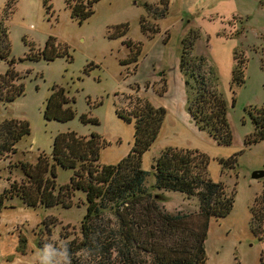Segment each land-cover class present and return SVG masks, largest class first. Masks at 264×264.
<instances>
[{
    "label": "rangeland",
    "instance_id": "rangeland-1",
    "mask_svg": "<svg viewBox=\"0 0 264 264\" xmlns=\"http://www.w3.org/2000/svg\"><path fill=\"white\" fill-rule=\"evenodd\" d=\"M73 1L50 0L46 5L44 0H0V37L6 29L10 44L9 49L0 45V74L14 69L25 89L12 102L0 100V124L25 121L31 130L17 144L15 155L0 158V193L25 179L18 164H36L40 155L51 159L60 134L102 138L107 144L101 150L102 165L127 158L135 143V123L121 119L118 110L139 89L142 98L167 113L159 138L143 157V169L149 173L146 187L156 193L153 166L165 149L207 155L211 179L236 193L232 213L209 221L207 264H260L264 240L251 230V207L256 197L264 198V178L252 175L264 171V141L247 140L255 131L250 110L264 108V0H100L94 14L82 22L72 17L68 4ZM166 2L163 18L148 16L146 4L164 9ZM144 18L159 31L144 32ZM50 38L66 46L68 54L53 61L32 60ZM186 38L194 42L193 55L206 58L214 84L227 101L231 146L218 145L190 115V94L180 69ZM130 41L140 49L137 65L126 64ZM237 56L246 61V82L233 90ZM55 87L64 88L71 99L73 120L45 118ZM83 116L90 121L84 122ZM232 157H237L236 166L224 168L221 161ZM56 174L60 188L70 184L74 170L57 166ZM160 194V205L169 213L198 212L196 198L172 191ZM72 205L32 208L18 198L8 201L0 208V264H48L46 245L52 253L81 235L86 195L77 191Z\"/></svg>",
    "mask_w": 264,
    "mask_h": 264
},
{
    "label": "trees",
    "instance_id": "trees-1",
    "mask_svg": "<svg viewBox=\"0 0 264 264\" xmlns=\"http://www.w3.org/2000/svg\"><path fill=\"white\" fill-rule=\"evenodd\" d=\"M48 5L50 0H44ZM100 0H75L70 2L72 17L85 21L94 14ZM148 16L163 18L165 8L146 4ZM144 32L155 34L159 28L142 19ZM126 33L128 26H122ZM131 55L127 65L138 63L139 47L127 42ZM0 45L9 49L7 30L1 31ZM194 42L183 40L180 69L189 91V112L196 126L206 130L220 146H231L233 133L228 117V104L214 84L212 70L204 56L193 55ZM7 51V50H6ZM68 54L55 38H50L42 52L31 59L44 57L53 61ZM246 61L236 57L232 88L245 85ZM264 68V61H263ZM21 77L14 69L0 74V100L12 102L24 94ZM165 89V88H164ZM128 105L118 110V116L135 123V143L129 156L117 165H102L101 150L107 146L99 136L80 137L75 132L56 137L51 159L40 155L36 164H18L24 180L14 182L0 193V208L18 198L25 206L71 208L77 191L86 195L87 213L81 235L66 241L54 252L44 247V258L51 264H66L61 251L67 249L70 264H207L206 240L211 218L228 217L234 208L235 192H230L222 182L209 175L210 159L198 151L165 149L156 160V183L152 193L146 187L149 173L143 169V157L159 138L166 118V110L154 106L136 93L126 97ZM64 88H54L47 101L45 118L68 122L76 112ZM255 127L247 144L264 141V108L250 110ZM84 122H89L86 116ZM31 133L29 123L6 120L0 124V158L17 153V144ZM224 168L236 166L237 157L221 161ZM74 170L70 184L58 188L56 167ZM164 191L179 192L196 198L198 212L176 214L161 207ZM251 230L264 240V198L256 197L251 207ZM68 237H66L67 239ZM260 264H264L261 259Z\"/></svg>",
    "mask_w": 264,
    "mask_h": 264
},
{
    "label": "clouds",
    "instance_id": "clouds-1",
    "mask_svg": "<svg viewBox=\"0 0 264 264\" xmlns=\"http://www.w3.org/2000/svg\"><path fill=\"white\" fill-rule=\"evenodd\" d=\"M50 245H46L45 247H49ZM62 253V259L66 262V264H70V261L68 260V252H67V249H63L61 251ZM48 264H51V261L48 262Z\"/></svg>",
    "mask_w": 264,
    "mask_h": 264
},
{
    "label": "water",
    "instance_id": "water-1",
    "mask_svg": "<svg viewBox=\"0 0 264 264\" xmlns=\"http://www.w3.org/2000/svg\"><path fill=\"white\" fill-rule=\"evenodd\" d=\"M154 168H155V166H153V169ZM252 178L256 179V180L263 179L264 178V171L261 170V171L254 172L253 175H252Z\"/></svg>",
    "mask_w": 264,
    "mask_h": 264
},
{
    "label": "crops",
    "instance_id": "crops-1",
    "mask_svg": "<svg viewBox=\"0 0 264 264\" xmlns=\"http://www.w3.org/2000/svg\"><path fill=\"white\" fill-rule=\"evenodd\" d=\"M183 75V74H182ZM184 77V76H183ZM185 79V78H184Z\"/></svg>",
    "mask_w": 264,
    "mask_h": 264
}]
</instances>
